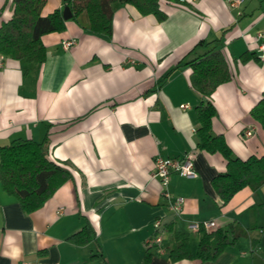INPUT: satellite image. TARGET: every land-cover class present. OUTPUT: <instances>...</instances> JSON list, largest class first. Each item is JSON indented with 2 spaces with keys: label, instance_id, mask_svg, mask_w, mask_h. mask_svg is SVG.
Instances as JSON below:
<instances>
[{
  "label": "crops",
  "instance_id": "crops-1",
  "mask_svg": "<svg viewBox=\"0 0 264 264\" xmlns=\"http://www.w3.org/2000/svg\"><path fill=\"white\" fill-rule=\"evenodd\" d=\"M158 2L164 21L112 5L110 38L93 34L85 13L65 21L63 32L41 38V65L2 57L0 147L43 143L71 179L30 214L0 184V264H144L147 251L148 264H264V186L226 204L217 195L212 182L227 162L197 147L201 97L185 65L213 46L221 51L232 78L211 95V135L240 160L264 155V128L250 116L264 93V0ZM65 7L47 0L41 15ZM12 13V0H0V27ZM188 156L196 177L168 181L170 195L183 199L174 214L152 167L157 157ZM203 223L233 242L213 261L195 258L199 233L189 226ZM86 228L87 243L70 240ZM175 233L188 236L192 259L168 258Z\"/></svg>",
  "mask_w": 264,
  "mask_h": 264
},
{
  "label": "trees",
  "instance_id": "trees-1",
  "mask_svg": "<svg viewBox=\"0 0 264 264\" xmlns=\"http://www.w3.org/2000/svg\"><path fill=\"white\" fill-rule=\"evenodd\" d=\"M46 1L12 0V17L0 27V57L24 60L34 65L45 62L46 51L41 38L65 30V21L60 11L57 10L45 17L41 15ZM171 1L183 2V0ZM114 4L130 5L140 15H153L158 21H164L166 18L158 0H69L66 2L73 20L85 13L90 31L107 38L112 34ZM210 45L212 43L200 42L197 47ZM220 52L213 46L207 53L185 65L191 67L190 87L201 97V103L195 110L198 122L197 147L207 153H219L227 162L226 172L217 176L212 182L217 195L223 204H226L245 187L257 189L264 186V155L240 160L233 155L222 136L211 135V122L216 116L215 106L210 101L211 95L217 87L232 78L225 58ZM250 57L252 56L243 55L241 60L245 62ZM250 116L264 128V93L251 109ZM47 152V146L33 140H13L8 145L0 147V184L3 191L14 197L27 214L41 209L45 202L71 179L70 172L60 164L49 160ZM90 233V228H86L70 240L77 244H85L89 241ZM198 233L199 243L195 258L202 262L215 260L233 244L222 231L209 234L200 227ZM174 239L175 244L168 252L170 261L174 263L192 259L194 256L189 249L188 236L175 233ZM149 256L147 251L144 264L149 263Z\"/></svg>",
  "mask_w": 264,
  "mask_h": 264
},
{
  "label": "built area",
  "instance_id": "built-area-1",
  "mask_svg": "<svg viewBox=\"0 0 264 264\" xmlns=\"http://www.w3.org/2000/svg\"><path fill=\"white\" fill-rule=\"evenodd\" d=\"M232 3L237 4L240 3L242 0H230ZM258 38L261 40L262 44L260 46L261 50H264V34L260 33L258 34ZM74 44L73 41H68L64 43V47L67 49L70 46ZM2 60V57H0V62ZM187 106L181 107L182 109H185ZM245 135L247 137L251 136V132H246ZM172 174H178L180 176L183 175L185 178H195L196 173L194 170V164L191 157H185V158H161L157 157L154 160L153 167H152V177L157 179L162 187L161 195L165 200L167 201L169 205V209L174 214H179L182 210L183 205V199L180 197L173 198L168 189V181L169 177ZM159 222H155V228H158ZM213 223H203V224H191L189 226L191 231H198L199 228H204L205 230H209L211 227H213ZM160 242L159 237H155L151 240H149L148 245L149 247H153L154 245H157ZM22 264H28V263H22Z\"/></svg>",
  "mask_w": 264,
  "mask_h": 264
},
{
  "label": "water",
  "instance_id": "water-1",
  "mask_svg": "<svg viewBox=\"0 0 264 264\" xmlns=\"http://www.w3.org/2000/svg\"><path fill=\"white\" fill-rule=\"evenodd\" d=\"M64 1L68 2L69 0H64ZM62 18H63L64 21H67V20L72 18V13H71V11H70L68 6L64 8V10L62 12Z\"/></svg>",
  "mask_w": 264,
  "mask_h": 264
}]
</instances>
